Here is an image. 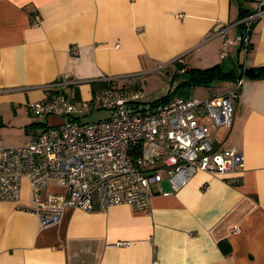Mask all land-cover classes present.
Returning <instances> with one entry per match:
<instances>
[{"label": "crops", "instance_id": "1", "mask_svg": "<svg viewBox=\"0 0 264 264\" xmlns=\"http://www.w3.org/2000/svg\"><path fill=\"white\" fill-rule=\"evenodd\" d=\"M260 2L0 0V148L25 143L31 125L41 133L62 122L61 115L35 117L26 106L48 98L45 86L58 79L77 81L68 95L91 104L102 77L137 74L142 86L181 55L188 68L264 67V17L247 54L234 45L221 59V39L213 36ZM212 140L216 149L242 152V170L198 171L176 190L163 179L151 187L147 210H102L94 200L91 211L65 209L58 223L41 227L24 179L17 202L0 200V264H264V78L244 79L231 127L214 130ZM47 190L64 192L54 178ZM120 241L128 245L115 246Z\"/></svg>", "mask_w": 264, "mask_h": 264}, {"label": "built area", "instance_id": "2", "mask_svg": "<svg viewBox=\"0 0 264 264\" xmlns=\"http://www.w3.org/2000/svg\"><path fill=\"white\" fill-rule=\"evenodd\" d=\"M262 17L264 2L253 13L214 33L221 39V59L228 57L234 45L248 53L250 34ZM39 22L36 16L35 24ZM231 28L234 32L228 35ZM183 58L174 60L182 66L174 75L185 71ZM138 76L102 77V87L91 104L68 95L77 81L62 78L46 85L50 96L29 102L27 109L35 117L61 115L63 120L45 125L41 133L31 125L26 129L25 143L0 148V200L17 202L26 179L33 213L41 227H48L60 221L65 209L91 211L94 200L102 210L122 204L147 210L150 189L163 180L162 173L176 190L198 171L234 175L242 170V152L216 149L212 132L231 127L233 104L244 78L220 94L149 102ZM97 110L107 111L108 117L96 122L73 118ZM51 178L57 180L63 193L47 190ZM237 178L230 182L237 185ZM126 245L127 241L115 244Z\"/></svg>", "mask_w": 264, "mask_h": 264}, {"label": "rangeland", "instance_id": "3", "mask_svg": "<svg viewBox=\"0 0 264 264\" xmlns=\"http://www.w3.org/2000/svg\"><path fill=\"white\" fill-rule=\"evenodd\" d=\"M176 65L172 64L169 68H160L158 71L151 73L147 76H145L144 81H142V87L144 88V92L146 94L145 100L149 102H153L155 100L160 99L161 97L168 96L172 93V91L175 89V87L178 85L179 82L184 80L185 75L184 74H176L174 75V78H168L171 77L172 74L175 72L174 69ZM226 70H228L229 65H226L224 67ZM169 69L174 70L173 73L167 72ZM227 88V85L223 82H216L211 84L208 87H192L190 89V95L197 97V98H203L205 96L211 95V94H220ZM108 112L105 110H97L93 113H89L86 115H82L80 118L81 122H96L98 120H103L107 118ZM163 174V182L167 183V179L165 176V173Z\"/></svg>", "mask_w": 264, "mask_h": 264}, {"label": "trees", "instance_id": "4", "mask_svg": "<svg viewBox=\"0 0 264 264\" xmlns=\"http://www.w3.org/2000/svg\"><path fill=\"white\" fill-rule=\"evenodd\" d=\"M247 15L249 14H242L238 19L246 17ZM249 48H251V45H249ZM175 65L178 69L182 67L178 64ZM181 74L185 75L184 80L178 83V85L175 87L171 94H169L168 96L161 97L158 100H166L171 97L188 98L190 97V89L196 86L208 87L216 82H235L239 78L262 79L264 78V67H258L254 69H243L242 71H237L236 69L225 71L218 64L206 69L186 67L185 71ZM74 97H78L77 93H74Z\"/></svg>", "mask_w": 264, "mask_h": 264}]
</instances>
